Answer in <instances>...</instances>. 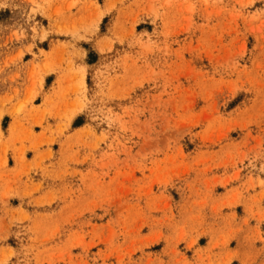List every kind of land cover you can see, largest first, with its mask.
I'll return each instance as SVG.
<instances>
[{
    "label": "rangeland",
    "instance_id": "rangeland-1",
    "mask_svg": "<svg viewBox=\"0 0 264 264\" xmlns=\"http://www.w3.org/2000/svg\"><path fill=\"white\" fill-rule=\"evenodd\" d=\"M16 44L0 264H264V0H0Z\"/></svg>",
    "mask_w": 264,
    "mask_h": 264
},
{
    "label": "crops",
    "instance_id": "crops-1",
    "mask_svg": "<svg viewBox=\"0 0 264 264\" xmlns=\"http://www.w3.org/2000/svg\"><path fill=\"white\" fill-rule=\"evenodd\" d=\"M17 49L20 45H14ZM14 49V50H15ZM22 52V57L16 59L10 63L9 66L0 70V76L4 78L3 87L1 90L9 89L14 91L16 88L19 89L20 93L24 92L27 84L30 82L31 68L34 65V60L31 58H26V52H24V46L21 45L17 50ZM15 88V89H14ZM11 92V94H12Z\"/></svg>",
    "mask_w": 264,
    "mask_h": 264
}]
</instances>
